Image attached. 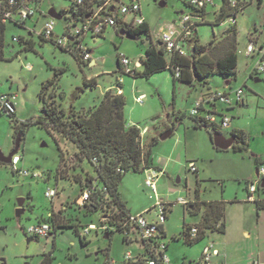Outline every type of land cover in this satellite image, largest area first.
I'll list each match as a JSON object with an SVG mask.
<instances>
[{
  "label": "rangeland",
  "instance_id": "374dc122",
  "mask_svg": "<svg viewBox=\"0 0 264 264\" xmlns=\"http://www.w3.org/2000/svg\"><path fill=\"white\" fill-rule=\"evenodd\" d=\"M189 1V0H184ZM245 4L235 16L236 27V76L222 77L211 73L206 82L194 80L195 87L179 80H174L169 70L154 73L148 78L121 75L124 80L125 113L141 131L144 129L143 143L152 138L157 142L151 146L154 162L163 167V173L156 181V194L145 186L146 173L127 172L123 176L119 193L132 214H143L147 218L154 216L153 209L158 200L169 202L164 222L167 245L165 255L170 264L186 263L195 259L202 252V239L192 245L184 241V225L197 223L199 215H191L187 208L176 203L179 197L205 201L221 197L233 198L235 193L245 195L246 182L256 178L252 163L254 155L264 154V74H257L259 81L249 76V70L256 61L255 55L246 56L245 47L248 37H264V0H239ZM73 0H41L39 8L46 12L50 7L62 11L60 19H54L55 35L60 36L70 24ZM141 10L147 18L150 29L160 33L179 16V11L190 12L192 9L183 0H166L165 6L158 1L139 0ZM221 0H213L207 7V18L213 19L219 10ZM130 17V15H128ZM227 17L218 25L200 23L196 26L199 42L207 45L212 34L224 36L231 27ZM42 23L37 24L35 33ZM31 19L26 26H18L6 21L3 36V53L6 59L0 61V91L16 93L15 109L19 121L34 119L40 114L41 102L39 91L47 79L54 77L57 70L58 80L52 92V102L68 112L72 107L82 112L95 106L100 100L104 87L115 85L117 54L126 55L131 61L144 57L146 35L139 34L136 39L122 35L104 33L103 37L82 40V48L92 50L90 61L80 63L69 51L61 50L49 41H41L36 34H31L33 50H22L12 37H27L25 28H33ZM95 61L94 65H89ZM31 66L30 70L25 65ZM97 72L96 85H84L83 80ZM104 72L105 74H100ZM119 74V73H118ZM87 80V79H86ZM229 80L232 89L243 87L245 104L231 106L226 111L230 117L229 126L218 130L227 135L231 125L243 129L247 135L248 150L242 153L231 149L217 151L209 139L205 128L194 129L189 115V99L198 97L207 89L223 90ZM48 93V92H47ZM138 94H144L142 102L135 100ZM46 95V94H45ZM210 107V106H209ZM220 110L222 106L217 104ZM230 108V107H228ZM180 113H185L179 118ZM226 114V113H225ZM233 117V118H232ZM219 122L220 116L217 115ZM166 125L173 134L160 140L161 131ZM13 130L7 115L0 114V152L8 155L13 149ZM75 145L58 133L50 135L36 124L28 125L20 141L16 154L21 157L20 170H27L23 176L12 171L9 165L0 163V264H39L45 255H49L48 264H124V255H135L142 251L143 242L137 234H131L132 240L125 241L123 234L114 232L110 238L102 230L90 231L84 236L80 232L89 222L99 225L104 222L108 212L102 208L96 213L85 214L80 199V189L86 177H93L92 166L77 161ZM61 154L63 161L60 164ZM193 162L197 173L189 170ZM63 169L64 178L57 176L56 170ZM38 174V176H34ZM197 175L200 179L199 192L196 194ZM178 179V182H177ZM223 191H221L222 186ZM56 190L53 198L46 197L49 190ZM23 198L24 212L15 216L17 200ZM157 208V207H156ZM150 210V213H146ZM57 215L60 221L73 228H58L46 238H33L25 234L24 229L38 219L45 220L50 213ZM74 229L82 236L86 244L82 245ZM206 233H210L207 231ZM136 237V239L134 238ZM29 239V240H28ZM28 240V241H27Z\"/></svg>",
  "mask_w": 264,
  "mask_h": 264
},
{
  "label": "trees",
  "instance_id": "16d2710c",
  "mask_svg": "<svg viewBox=\"0 0 264 264\" xmlns=\"http://www.w3.org/2000/svg\"><path fill=\"white\" fill-rule=\"evenodd\" d=\"M40 1L41 0H35L37 13L42 17H46L45 12L41 11L39 8ZM102 1L103 0H84L81 6H77L72 2L71 17H67V19L70 21L71 19L79 20L83 18L90 9L99 5ZM163 2L165 3L166 1ZM186 5L189 6L188 4ZM239 6L240 8L238 9L232 8L229 4V0H221L219 11L216 13L214 20L211 22L201 21L199 24L209 23L211 25H218L227 17L235 18L236 13L242 10L245 4L240 1ZM189 7L192 11H195V8ZM4 8H6V3L2 2L0 6V61L6 59L3 53V36L6 23V21H3L2 16ZM61 13L62 11H59L60 15ZM201 14L203 20L204 10L201 11ZM12 23L22 26V24ZM120 30H123L134 39L142 33L146 35V38L149 36V27L146 22L134 29L118 27L117 32ZM220 37V40H218L215 35H212L207 45H202L199 43L198 38L194 36V46L187 56L173 55L169 59L166 58L161 46L149 43L145 49L144 57L140 59L142 62L141 70L136 71L133 75L123 72L120 65L119 54H117V70L114 72H120L132 77L148 78L154 73L169 70L174 80H179L188 84H191L193 79L206 82V77L211 73L220 75L224 78L230 76L235 77L237 67L235 22L231 24L229 32ZM39 38L41 41H47L41 37ZM27 39L24 46L23 40L19 43L22 50H33L31 39ZM59 48L69 51L77 61L84 63L81 61V48L75 47L72 50ZM88 51H90V49H88ZM210 56L213 57L212 60L209 59ZM175 67L180 68L179 77H175L174 75ZM60 72L61 70H57L54 77L42 83L38 94L41 108L40 114L37 117L33 120L28 119L19 121L15 118V113L7 115L13 127V141L15 143V141L18 140L20 144L24 132L30 124H36L38 127L45 129L50 135L58 133L71 141L77 149L74 154L77 161L88 162L92 166L94 172L93 177L85 178L84 185L80 189V196L85 189L89 191L87 199L81 204L84 213L90 215L105 208L108 214L105 217L106 220L100 224L106 226L103 233L110 238L114 232H119L123 234V239L125 241H130L129 237L136 232L134 226L129 222L131 213L120 196L119 186L125 173H143L149 168H155L151 160V146L157 142V139L152 138L147 143L141 141V130L135 125H128L125 119L124 96L121 93H116L112 89H108L104 92L98 105L90 107L85 111L78 112L71 107L68 112H65L62 108H58L54 102L50 100L53 95L52 92L49 91V87H54L56 85L58 73ZM83 83L91 87L96 84L94 78L84 79ZM182 117L183 116H179V118ZM192 120L195 128L206 129L211 141V135L217 131L200 118L192 117ZM231 136L235 140L231 149L235 152H242L245 149L244 146L247 144L246 133L243 131H232ZM13 150L14 146L11 151ZM62 161L63 156L61 154L60 164ZM261 163H264V159L261 161L254 155L256 169ZM60 164L56 170V177L59 176L64 178V170L60 168ZM6 165L10 166V164ZM199 187L200 181L197 180L196 194L199 191ZM187 210L191 215H199L198 222L194 224L197 227L195 237L190 238L187 232L189 225H184L182 234L184 241L188 245H192L203 239L207 231L224 232L225 226L223 217L225 202L223 200L194 201L189 203ZM57 217V215L51 212L45 220H41L42 222L50 223L52 234H54L58 228H73V226L71 227L63 224ZM85 226H83L82 229ZM73 231L79 236L81 244H86V241H84L80 235L81 232L78 233L76 229ZM151 258V255L139 253L136 261L124 262V264H147ZM49 259V255H45L39 264H48ZM193 263V260H189L187 263L183 261L182 264Z\"/></svg>",
  "mask_w": 264,
  "mask_h": 264
},
{
  "label": "built area",
  "instance_id": "2783aa9c",
  "mask_svg": "<svg viewBox=\"0 0 264 264\" xmlns=\"http://www.w3.org/2000/svg\"><path fill=\"white\" fill-rule=\"evenodd\" d=\"M154 1H166V0H154ZM2 2L6 3V8L3 11V21H11L25 26L28 19H32L34 16L38 15L37 8L35 5V0H0V6ZM77 6H81L84 0H73ZM212 3V0H189L187 4L195 11L182 12L176 21H173L165 28H161V32L158 35V41L162 47L164 54L167 59L173 55L187 56L190 50L194 46V36L196 26L202 21L201 11L205 9L206 6ZM229 4L232 8H240V1L229 0ZM139 0H103L99 5L90 9L83 18L79 20L71 19L63 33L60 36L54 34V19L49 17L46 12V17L42 22L40 29L35 33V29L29 30L27 32V37H12L13 41L20 43L21 40L24 44L29 39H32L31 34H36L44 40L51 41L54 45L61 48H66L69 50L75 47L82 49L81 61L88 63L91 59L90 51L88 48H82V40L86 36L91 38L102 37L106 29L112 28L117 30L118 27L126 29H134L139 25L144 23V19L141 15ZM130 15L128 20H124L125 16ZM231 24L235 22V18H229ZM22 38V39H21ZM40 39V38H39ZM149 42V41H148ZM150 43V42H149ZM156 45V44H155ZM244 54L246 56H256V61L252 67L251 73L253 74H264V41L258 42L256 39L248 38V43L245 47ZM120 65L123 72L133 75L136 71L142 69L141 60L131 61L124 54H119ZM25 68L27 70L31 69V66L26 64ZM121 75L122 73L119 72ZM175 77H179L180 68H174ZM116 93L120 94L117 89ZM144 96H139L137 102L141 103ZM15 100L16 93H1L0 94V114L12 115L15 113ZM244 90L243 87L231 88L227 87L223 90L212 89L206 96L197 101L192 105L189 110V115L193 118H200L204 120L210 127L214 128L217 132L221 128H226L229 126L230 117L219 112L216 109V105L220 104L225 107H231L233 105L244 104ZM204 104L208 107L205 108ZM210 106V107H209ZM217 115L220 116L219 122L217 121ZM144 134V129L140 132V139L142 141ZM21 157L17 154L13 155L11 158L10 166L12 170L19 175H27V170H20L18 167ZM189 170L193 173H197V168L193 162H190ZM258 175L256 178L247 182L246 188L249 193L256 191L257 187L261 181L264 180V168H257ZM145 186L148 187L153 194H156V181L158 177L162 174L160 170L155 168H149L146 171ZM38 176V174H34ZM56 190L49 189L45 195L46 197L53 198L56 195ZM88 189H85L83 194L80 196L81 202L83 203L88 197ZM249 198H251L249 196ZM193 202L191 199H186L179 197L176 203L181 204L184 207H188L189 203ZM81 203V204H82ZM171 203L158 200L156 202V207L153 209L154 216L152 218H147L145 213L143 214H131L129 216V222L134 226L135 232L139 239L143 242V253L151 255L152 258L147 262V264H170L168 257L165 255L167 249L166 243L162 241L165 234L163 233L162 225L164 224L167 216V211ZM146 213H150L147 210ZM102 230L106 229L105 225H95L94 223H89L85 226L81 233L87 235L92 230ZM25 234L33 238H48L52 235V228L48 222H35L27 226L24 229ZM188 235L190 238L195 237L197 233V227L195 225H189ZM217 254L214 249L213 244L206 245L201 252L200 257L197 260H193V264H211V258ZM137 256H133L130 253L124 255V262L136 261ZM106 264H113L112 262H106Z\"/></svg>",
  "mask_w": 264,
  "mask_h": 264
},
{
  "label": "crops",
  "instance_id": "0c3cea01",
  "mask_svg": "<svg viewBox=\"0 0 264 264\" xmlns=\"http://www.w3.org/2000/svg\"><path fill=\"white\" fill-rule=\"evenodd\" d=\"M183 2L185 4H187V1L183 0ZM212 2H213V0H212ZM207 7L208 6H206L205 9H204V15H203L202 22H211V21L214 20V17H213V19L207 18V15H206ZM182 12H184V11L180 10L179 11V15ZM141 15H142V17L144 19V22H146L148 24V27H149V36L146 38V40H147L146 45L148 46V44L150 42V43L156 44L157 46H160V42L158 41L159 33H157L156 30L152 31L150 29V24H149L147 18L144 16L142 10H141ZM130 17L125 16L123 19L124 20H128ZM44 19H45V17H42V16H38V15L34 16L31 19L32 22H33V25H32L33 28L27 27V28H25L26 31L28 32L29 30L35 29L34 27L37 24L42 23L44 21ZM235 24H236V21H235ZM26 25H27V22L25 23V26ZM230 28H228L225 31L224 35H226L229 32ZM160 30H161V28H160ZM105 32H108L111 35H120L119 32H117V30L112 29V28L106 29ZM212 35H215L218 38V40H220V38H221L220 36H217L214 33ZM103 36H104V34H103ZM195 36L197 37L196 30H195ZM249 37L253 38V39H256L258 41L257 37H253L252 35L249 36ZM198 41H199V38H198ZM263 41H264V37H263L262 41H258V42H263ZM31 43H33V42L31 41ZM200 44H202V43H200ZM202 45H204V44H202ZM147 46H146V48H147ZM21 49H22V47H21ZM92 52L93 51L90 50V54H92ZM91 59H92V57H91ZM209 59L212 60L213 57L210 56ZM92 62H94V63L92 64ZM94 64H95V61H91L89 65H94ZM251 70H252V68L249 70V76L250 77H254V81L255 82L259 81V79L256 77L257 74L251 73ZM100 74L103 75L105 73L104 72H100ZM96 75H98L97 72H94V73H91L90 75L86 76L85 78L86 79H90V78H94L95 79ZM113 75H115V78H116L115 85H110V86L104 87V89H103V91H102V93L100 95V100H101V97L103 96L104 92L106 90H108V89H112L115 92L118 89L120 91V93L122 95H124V80L122 79V76H121V75H124V74L120 75V74L115 73L113 71ZM194 80L195 79L192 80L191 84L194 85V87H195L196 84L194 83ZM229 82H230L229 80H226L225 81V86H228ZM1 86L2 85L0 83V87ZM228 87H230V86H228ZM11 88H12V84L9 85L8 90L0 91V94L1 93L14 92V91H12ZM210 90H212V88L207 89L205 92H202L201 95L198 96V97L196 96V97H194L192 99H189L190 108L192 107V105L194 103H196L197 101L203 99ZM139 96H144V94H138L135 97V100H137V98ZM100 100H99V102H100ZM245 102L246 101H244V104H245ZM244 104H242V105H244ZM239 106H241V105H239ZM204 107L207 108L208 105L204 104ZM216 109L219 112L221 111V112L227 114L226 111H228V110H230L232 108L231 107L230 108L221 107V109L219 110L216 107ZM184 114L185 113H180V117L183 116ZM124 116H125V119H126L128 125H134V121H132V119H130V117L126 115L125 110H124ZM15 118L18 120L16 109H15ZM9 120H10V118H9ZM191 120H192V117H191ZM10 124H11V128L13 130L11 121H10ZM193 125H194V122L192 120L191 121V126L194 129H197ZM165 130L166 131H170L169 136H171L173 134V131L171 130V128H169L168 125H166ZM232 131H243V132H245L243 129L237 127L236 125H231V127H230V129L227 132V135L225 137H230ZM161 132L163 133L164 131H161ZM247 145H248V143L244 146V148H245L244 150H246V151L248 150ZM213 148H215V147L213 146ZM228 149H231V148H228ZM217 151H219V150H217ZM242 152H239V153H242ZM255 156H257L259 158V160H261V161L264 159V154L263 155H255ZM151 160H152L153 166L155 168H158L156 170H160L163 173V167L160 164H158V163L153 161L152 155H151ZM251 161H252V163H253V165L255 167L254 157L252 158ZM19 164H20V162H19ZM258 168H264V163H261L258 166ZM255 169H256V167H255ZM196 174H198V173H196ZM198 179H200V178L197 175L196 182H197ZM177 182H178V179H177ZM221 191H223V186H222ZM245 192H246L245 195H242V194L240 195L238 193H235V197H233V198L224 197V195L221 197V200H223L225 202V211H224V217H223L225 230H224L223 233H220V232H217V231H214V232L209 231L210 233L209 234L205 233L204 238L201 240L202 244H203L202 249L206 245L212 243L214 249L217 251V254L214 255L211 258V264H264V188L257 187L255 192L249 193L247 191V188L245 187ZM249 196L251 198H249ZM213 200H218V199H213ZM213 200H205V201H213ZM194 201H199V199L193 200V202ZM258 204H259V206H258ZM129 211L132 214L130 209H129ZM135 214H137V213H135ZM41 220L42 219H38L36 222H38V221L42 222ZM163 225H162V228H163V231H164ZM134 238L136 239V237H134ZM129 240L130 241L132 240L131 236L129 237ZM139 253H143V250L137 252L134 256L138 255ZM199 257L200 256L198 255V257H196L195 259H190V260H197Z\"/></svg>",
  "mask_w": 264,
  "mask_h": 264
},
{
  "label": "water",
  "instance_id": "95a60500",
  "mask_svg": "<svg viewBox=\"0 0 264 264\" xmlns=\"http://www.w3.org/2000/svg\"><path fill=\"white\" fill-rule=\"evenodd\" d=\"M158 5L159 6H165V3L163 1H160V2H158ZM46 14L53 19L58 20L61 18V15L59 14V12L53 7H50L47 10ZM119 34L122 36H125L126 38L134 39V38L130 37L129 35H127L123 30H120ZM93 63L94 62H92V64ZM169 134H170V131H165L160 135L159 139L164 140L166 137L169 136ZM211 142L215 148H217L219 150H227L228 148H231V146L234 144L235 140L232 136L225 137L222 134H220L219 132H215L211 135ZM18 146H19V143H18V140H16L14 143V150L11 151L8 155L5 156L0 152V163L10 164L11 158L14 155V153L17 151ZM255 175L256 176L258 175V169H255ZM259 187L264 188V180L260 182ZM23 202H24L23 198H20L17 200V208L15 211L16 217H19L24 212Z\"/></svg>",
  "mask_w": 264,
  "mask_h": 264
}]
</instances>
